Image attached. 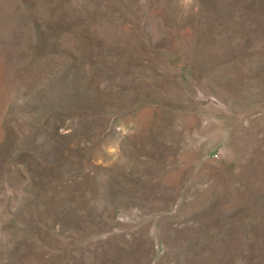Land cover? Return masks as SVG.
<instances>
[{
    "label": "rangeland",
    "instance_id": "obj_1",
    "mask_svg": "<svg viewBox=\"0 0 264 264\" xmlns=\"http://www.w3.org/2000/svg\"><path fill=\"white\" fill-rule=\"evenodd\" d=\"M0 264H264V0H0Z\"/></svg>",
    "mask_w": 264,
    "mask_h": 264
}]
</instances>
